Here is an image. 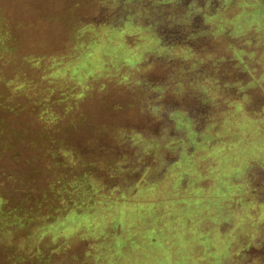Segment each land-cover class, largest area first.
<instances>
[{"label": "rangeland", "instance_id": "obj_1", "mask_svg": "<svg viewBox=\"0 0 264 264\" xmlns=\"http://www.w3.org/2000/svg\"><path fill=\"white\" fill-rule=\"evenodd\" d=\"M47 88L60 99L31 124ZM4 94L9 107L28 108L0 132L6 220L61 216L79 190L84 215L109 220L129 188L167 189L171 179L166 195L124 202L125 213H155L144 222L146 263L247 262L237 257L250 243L239 242L225 207L255 197L249 181L264 199V0H0ZM83 249L59 250L47 264H88Z\"/></svg>", "mask_w": 264, "mask_h": 264}, {"label": "crops", "instance_id": "obj_2", "mask_svg": "<svg viewBox=\"0 0 264 264\" xmlns=\"http://www.w3.org/2000/svg\"><path fill=\"white\" fill-rule=\"evenodd\" d=\"M59 59L61 58L58 57L57 60ZM39 60L40 58L37 59L38 63H36L35 58L29 59L30 66L32 68H38V66H40ZM55 66L59 67L61 71L64 70L62 69V63L54 64V67ZM53 74L54 75L51 74L52 77H58L56 76V72H53ZM45 75L49 77L50 73ZM31 77L34 78L32 80L33 82H38L36 80L38 76L31 74ZM50 83L53 84V81ZM42 92L45 94L41 95L38 92L37 97H35L36 100L34 103H36L35 105L37 108L39 109L40 107L41 110H35V115L37 117H33L34 122L31 120V124H36V122L42 121L43 119H40V117L38 118L40 115L44 116V114H46L47 117L50 118L53 109L47 107L42 109L41 106L51 99H60L56 97V91L52 93L50 88H47ZM5 96L6 94L2 97L0 96V132H3L6 127L17 126L18 122L22 119V115L26 114L21 112L28 109L27 106H24L21 109L17 107H9L5 102ZM49 103L51 105V102ZM37 125L35 127H37L36 129L38 131ZM39 132L41 133L39 135L40 137H45L42 138L45 142L48 143L49 139L51 142L52 135L50 134V130L45 132L42 128ZM48 145L52 148L51 144ZM85 148H92V146L89 145ZM258 177L260 176H256V178ZM170 180L171 179H168L166 181L168 182L167 189L163 188L165 185H163V187L159 185V182L157 186L150 183L147 187L136 191L138 194H134L132 192L133 188H129V195L128 193L125 194V198L122 202L116 203L115 207H109L110 211L113 209V213L110 212L111 216L109 220L92 221L84 215L86 209L84 204L86 201L85 199L80 198V195L86 196L87 192H82V190L78 191L77 202L74 201L69 207H64L63 211H61V216H57L52 211V213L48 212L47 214H29L24 218H22L23 216L21 218L14 217L8 221L5 219V216H3L5 220L3 219L0 212V264H26L25 261L30 259L37 262L39 260L42 262L44 261L45 264H47L48 261H53L54 255L59 250L62 253H68L70 250H74V247L77 246V244L79 246L80 244L84 245L85 250L83 249V256L85 258L88 256V264H147L146 258L148 257L149 251L145 250V246L149 242V239L145 234L144 222L147 221L149 217H154L155 215L153 214L155 213L149 210H133L131 207H127V212L125 213L123 206H125V203L127 202H133L136 204L143 203L142 201L137 200L142 197L154 198L159 195H166L164 190L169 191V189H171V185L169 184ZM260 181H262V179ZM249 182L250 183L245 185L244 189L248 190L249 188L250 194L255 196V199L245 200V198H243L244 202L242 201L240 205L239 199L237 198L238 196H235L238 199V206L233 202L232 207H225V211L231 212L232 218L235 219V222L231 224V227L237 234L239 242L243 243L246 241L245 237H247L250 243L248 248H245V245L243 247L244 250L241 249V252L239 253L240 256L237 257V260L240 259L239 261H241L242 255L245 254L247 257V262L245 264H264V254H262V252H264V199L260 198V196L256 197L257 192L255 186L258 184L257 181ZM244 184L245 183L240 180L238 181V184L233 186H236L235 189L238 188L241 191L243 190L241 185L243 186ZM171 190H173V188ZM188 190L192 189L189 188ZM142 191L145 193L142 194ZM240 194L243 195L244 193ZM152 207L157 206L154 205ZM155 210L156 209H154V211ZM124 213L126 215L125 218ZM118 219H125V221L121 225L118 222ZM126 221L132 222V224H127V235L122 239L124 224ZM245 223L253 227L243 229ZM120 228L122 229V232L118 234V229ZM86 229L91 230L87 231ZM87 234H90V237L92 236L93 239L87 238ZM106 235H108V238H105L104 241L98 244V241L96 240L97 237ZM89 240L93 242L89 243ZM154 241L155 239H153L152 242ZM12 242L15 251H10V248H8ZM239 242L238 245H240ZM5 254L8 255V258L4 256ZM63 261H65V257ZM78 261L80 264H87L85 260L79 259Z\"/></svg>", "mask_w": 264, "mask_h": 264}, {"label": "trees", "instance_id": "obj_3", "mask_svg": "<svg viewBox=\"0 0 264 264\" xmlns=\"http://www.w3.org/2000/svg\"><path fill=\"white\" fill-rule=\"evenodd\" d=\"M1 133H2V131H1Z\"/></svg>", "mask_w": 264, "mask_h": 264}]
</instances>
